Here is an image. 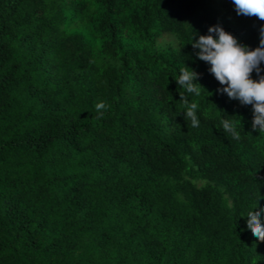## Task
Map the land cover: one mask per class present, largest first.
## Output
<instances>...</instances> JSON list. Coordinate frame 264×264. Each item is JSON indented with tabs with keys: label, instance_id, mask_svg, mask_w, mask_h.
Segmentation results:
<instances>
[{
	"label": "trees",
	"instance_id": "trees-1",
	"mask_svg": "<svg viewBox=\"0 0 264 264\" xmlns=\"http://www.w3.org/2000/svg\"><path fill=\"white\" fill-rule=\"evenodd\" d=\"M217 23L259 45L232 0H0V264H264V132L190 44Z\"/></svg>",
	"mask_w": 264,
	"mask_h": 264
},
{
	"label": "clouds",
	"instance_id": "clouds-1",
	"mask_svg": "<svg viewBox=\"0 0 264 264\" xmlns=\"http://www.w3.org/2000/svg\"><path fill=\"white\" fill-rule=\"evenodd\" d=\"M232 3L237 15L256 16L264 21V0H232ZM190 44L195 50L194 58L206 62L208 72L221 85L216 91L242 105H251V128L259 133L264 132V69L261 68L264 63V24L259 27V45L255 48L239 42L219 23L209 26L207 34L196 33ZM184 65L178 69V76H174V79L183 90L179 92L180 100L184 103V118L190 127L196 128L200 124L196 114L197 105L190 102L185 94L199 96L201 88H205L197 81L199 74ZM253 72L257 75L255 79L251 75ZM103 107L102 103L96 105L98 110ZM221 123L232 139H239L237 128L231 121L225 119ZM245 217L246 227L251 234L257 240H264V207L250 208Z\"/></svg>",
	"mask_w": 264,
	"mask_h": 264
},
{
	"label": "rangeland",
	"instance_id": "rangeland-1",
	"mask_svg": "<svg viewBox=\"0 0 264 264\" xmlns=\"http://www.w3.org/2000/svg\"><path fill=\"white\" fill-rule=\"evenodd\" d=\"M213 2H214V5L217 7V8H221V0H213ZM171 38V37H170ZM169 37H166V36H164L163 38H162V42H164V43H166L167 41H169V40H171Z\"/></svg>",
	"mask_w": 264,
	"mask_h": 264
}]
</instances>
